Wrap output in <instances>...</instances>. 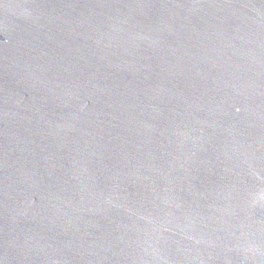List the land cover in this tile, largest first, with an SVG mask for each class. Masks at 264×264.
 I'll use <instances>...</instances> for the list:
<instances>
[{"label": "water", "instance_id": "obj_1", "mask_svg": "<svg viewBox=\"0 0 264 264\" xmlns=\"http://www.w3.org/2000/svg\"><path fill=\"white\" fill-rule=\"evenodd\" d=\"M0 264H264V0H0Z\"/></svg>", "mask_w": 264, "mask_h": 264}]
</instances>
